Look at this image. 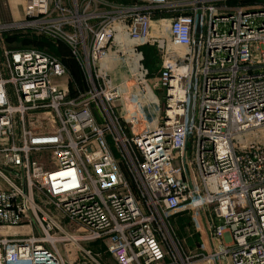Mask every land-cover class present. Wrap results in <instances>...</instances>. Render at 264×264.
<instances>
[{
	"label": "built area",
	"instance_id": "2783aa9c",
	"mask_svg": "<svg viewBox=\"0 0 264 264\" xmlns=\"http://www.w3.org/2000/svg\"><path fill=\"white\" fill-rule=\"evenodd\" d=\"M202 1L26 0L21 19L0 22L64 43L81 72L0 47V228L29 229L0 235V264H69L68 244L76 264H264V9ZM153 11L167 38L150 33ZM144 44L162 56L160 99ZM112 56L133 60L119 83ZM183 212L206 219L212 251L170 240Z\"/></svg>",
	"mask_w": 264,
	"mask_h": 264
},
{
	"label": "rangeland",
	"instance_id": "374dc122",
	"mask_svg": "<svg viewBox=\"0 0 264 264\" xmlns=\"http://www.w3.org/2000/svg\"><path fill=\"white\" fill-rule=\"evenodd\" d=\"M191 1V0H189ZM232 2L236 3L233 9L223 11L226 12H236L238 10L248 11V12H257L264 9V0H232ZM191 4L185 3L182 6L181 12H188ZM44 39V40H43ZM48 41L45 38L37 37L35 35H30L27 33H12V34H4L0 33V47L2 46H33L40 47L42 44L40 42ZM10 43V44H8ZM41 45H40V44ZM142 51L141 64L144 69L147 70L146 79L148 82H153V86L155 87L156 95L161 98L163 94V90L160 89L157 84V76L159 74L160 66H161V53L159 48L156 45H140L138 46ZM150 49L151 53L146 55L145 51ZM129 66L134 65L133 60L127 62ZM123 68H127V65L123 63ZM73 74V72H71ZM74 74H76L74 72ZM127 74V73H126ZM156 80V81H155ZM62 81V80H61ZM60 81V82H61ZM62 84L67 85L69 90L73 89L74 83L73 80L63 79ZM117 117L120 123H123V115L122 113H117ZM151 117V115L149 116ZM262 132H250L243 136L245 141H249L252 139H258ZM257 134V135H256ZM114 150L116 151L115 145L112 143ZM124 165V164H123ZM125 167V166H124ZM127 174V173H126ZM191 213L183 212L181 215L171 219V227L168 229L170 240L176 247H178L180 253L191 254L197 249H201L203 251H212V235L209 233V229L206 225V219L203 215L191 216ZM186 222V223H185ZM4 228H0V234H3ZM9 231V230H8ZM11 231L20 232V233H29L28 227L20 226V227H12ZM92 248L98 246L96 244H92ZM103 251V250H102ZM65 259L69 262V264H76L79 260V251L78 248L72 244L66 245V250L63 252ZM102 258L106 261L107 264H116L110 256L107 254H103ZM194 260V264H200L202 261L196 259V257L192 258ZM215 264H231L229 258H224L221 262L216 260ZM203 264V263H202Z\"/></svg>",
	"mask_w": 264,
	"mask_h": 264
},
{
	"label": "crops",
	"instance_id": "0c3cea01",
	"mask_svg": "<svg viewBox=\"0 0 264 264\" xmlns=\"http://www.w3.org/2000/svg\"><path fill=\"white\" fill-rule=\"evenodd\" d=\"M109 1L117 2V3H124V4H128L131 2V0H109ZM25 2L26 0H0V22H10V21H17L21 19L24 16ZM201 3L204 6L205 5H215L221 12L233 9L235 7L234 5L236 4L232 2V0H203ZM152 13L153 14L151 18L150 33L153 34L154 36L167 38L168 33L166 31L167 29L166 20H164V18L161 17L160 12L153 11ZM168 13H172V12L169 11ZM164 17L168 18L167 15ZM52 45L57 47V45H55L54 42ZM111 54H114L113 50H111ZM55 55L62 57L63 52L61 53V51L58 50V52L55 53ZM123 63L127 65V68H123ZM74 64L77 67V70L79 71L80 78L78 79L75 75L74 76L76 77V80L78 82H81V72L77 64L75 62ZM69 68L72 72V69L70 66ZM109 69H110L109 74L115 83L121 82L130 73V66L127 64V61L121 57L117 58V57L112 56L110 59V63H109ZM6 229L7 228H4L3 234H0V235L15 233V231H11L12 228H8L9 231Z\"/></svg>",
	"mask_w": 264,
	"mask_h": 264
},
{
	"label": "trees",
	"instance_id": "16d2710c",
	"mask_svg": "<svg viewBox=\"0 0 264 264\" xmlns=\"http://www.w3.org/2000/svg\"><path fill=\"white\" fill-rule=\"evenodd\" d=\"M43 38V37H42ZM46 40H48V41H43V42H40L41 44H42V46H40V47H37V48H41V49H43V50H46V51H48V52H50V53H53V54H55V53H57L58 52V50L59 51H61V53L63 52V56H62V59L64 60V62H66V64H68L70 67H71V69H72V72H73V75H75L78 79L80 78V74H79V71L77 70V67L75 66V64H74V60H73V58L70 56V54H69V49H68V47L64 44V43H59V42H54V44L55 45H57V47H55L54 45H52L53 44V42H51L49 39H47V38H45ZM44 40V39H43ZM39 43V44H40ZM8 44H10V43H8ZM40 44V45H41ZM11 47H21V46H19V45H16V46H11ZM145 53H146V55H148L149 53H151V51H150V49H147L146 51H145ZM74 72L76 73V74H74ZM181 215V214H180ZM179 216V215H178ZM177 217V216H176ZM186 223V222H185Z\"/></svg>",
	"mask_w": 264,
	"mask_h": 264
},
{
	"label": "bare ground",
	"instance_id": "6f19581e",
	"mask_svg": "<svg viewBox=\"0 0 264 264\" xmlns=\"http://www.w3.org/2000/svg\"><path fill=\"white\" fill-rule=\"evenodd\" d=\"M6 230H9L8 228Z\"/></svg>",
	"mask_w": 264,
	"mask_h": 264
},
{
	"label": "water",
	"instance_id": "95a60500",
	"mask_svg": "<svg viewBox=\"0 0 264 264\" xmlns=\"http://www.w3.org/2000/svg\"><path fill=\"white\" fill-rule=\"evenodd\" d=\"M193 81V80H192ZM192 84V83H191Z\"/></svg>",
	"mask_w": 264,
	"mask_h": 264
}]
</instances>
